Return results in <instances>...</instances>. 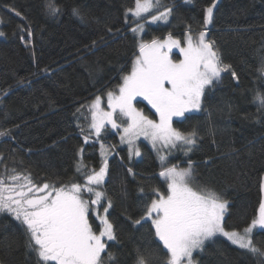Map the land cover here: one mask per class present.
Here are the masks:
<instances>
[{"label": "trees", "instance_id": "16d2710c", "mask_svg": "<svg viewBox=\"0 0 264 264\" xmlns=\"http://www.w3.org/2000/svg\"><path fill=\"white\" fill-rule=\"evenodd\" d=\"M46 3L0 0V132L6 133L0 136V175L15 170L30 174L37 183H83L78 165L90 173L106 158L108 172L101 190L112 201L108 219L117 240L107 242L114 261L105 256V264H135L137 248L152 250V264H164L166 250L154 237L151 221L133 223L143 215V200L150 203L154 198L144 197L140 189L148 193L166 188L158 175L159 155L141 141L140 157H130L110 128L97 138L89 132L88 106L122 82L140 40L164 39L171 33L182 43L189 25L192 34L202 31L203 10L211 0H162L172 14L167 21L148 22L141 36L130 30L135 23L125 26V11L134 0H53L60 9L55 17L46 11ZM207 39L216 42L222 61L237 76L222 74L218 83L206 87L200 110L186 113L187 119L179 122L174 118L175 128L195 130L198 138L187 157L176 151L169 162L187 166L191 160L192 187H211L227 200L226 227L242 230L257 214L264 180V110L254 100L257 92L264 94L259 71L264 64V0H219ZM136 103L155 116L142 98ZM84 136L105 142L85 143ZM103 145L110 150L105 157ZM253 240L264 250V230L254 229ZM26 241L20 222L0 213V263L38 264ZM193 259L196 264H264V257L219 235L195 251Z\"/></svg>", "mask_w": 264, "mask_h": 264}, {"label": "snow or ice", "instance_id": "6c2138e0", "mask_svg": "<svg viewBox=\"0 0 264 264\" xmlns=\"http://www.w3.org/2000/svg\"><path fill=\"white\" fill-rule=\"evenodd\" d=\"M217 6L218 0H211L204 8L205 30L199 31L195 37L188 26L184 46L171 33L163 40H140L137 45L139 54L132 62L131 71L122 76L117 91L106 93L109 110L101 108L100 96L89 105L92 117L89 132H94L97 138L106 124L119 130L115 116L125 118L127 126L123 127L120 140L128 145L130 157L132 154L141 155L135 146L139 136L150 139L158 152L161 148L167 149V154L158 157L161 162L158 175L163 178L166 188L164 191L152 188L148 193L141 188L144 197L154 198L150 203L146 198L143 200V215L133 221L135 225L151 221L154 237L162 244V250H166L164 264H196L193 253L202 251L205 242L217 235L227 238L239 249L264 257V250L253 240L254 229L264 230V198H261L257 214L248 226L242 231L228 230V201L211 187H192L191 160L186 161L187 167L169 162L176 151L187 157L196 147L198 138L195 130L184 132L173 127L174 118L179 122L182 118L187 119L186 113L200 110L206 87L218 83L222 74L230 72L232 77L237 76L232 66L222 61L216 42L207 39V27L214 22ZM161 7L163 11L159 10ZM45 8L53 17L60 13L53 0H48ZM172 11L171 7L163 5L162 0H134V7L125 11V26L135 23L130 30L138 34L149 22L146 16L152 23L167 21ZM152 12L156 14L152 15ZM73 13L79 15L77 9H73ZM129 15L133 18L131 21ZM140 20L144 23H139ZM3 35L0 32V36ZM28 36H31L30 31ZM173 48L179 49L181 59H172ZM259 71L264 79V64ZM138 97L154 109L153 115L158 120L150 119L135 106ZM254 100L258 109L264 110V94L257 92ZM5 134L0 132V136ZM84 141L87 143L89 136H84ZM158 144L160 148H157ZM128 171L132 173L131 168ZM12 172L14 174L0 175V213L11 214L24 227L26 246L35 253L38 264H105V256L109 262L114 261V256L107 250V242L117 240L114 225L108 219L112 201L107 191L101 190L108 172L106 158L98 171L93 169L86 173L83 165H78L77 173L83 175V184L37 185L30 174ZM261 191L264 192V182ZM98 207H103L104 215L96 211ZM90 218L98 219V223L94 224ZM136 255L135 264H152V250L137 248Z\"/></svg>", "mask_w": 264, "mask_h": 264}, {"label": "rangeland", "instance_id": "374dc122", "mask_svg": "<svg viewBox=\"0 0 264 264\" xmlns=\"http://www.w3.org/2000/svg\"><path fill=\"white\" fill-rule=\"evenodd\" d=\"M219 1V0H218ZM134 7V6H133ZM164 9L163 8H161L160 9V11H163ZM152 15H155L156 14V12H152L151 13ZM129 16H131V15H129ZM146 19H148V21L149 22H151L150 21V17H147ZM1 18H0V27H1ZM152 23V22H151ZM210 26V25H209ZM208 26V27H209ZM135 27V26H134ZM208 27H207V31H208ZM203 30H205V29H203ZM0 32H1V28H0ZM141 34H142V32L141 33H138L137 35H140L141 36ZM198 33H194L193 34V36L195 37L196 35H197ZM165 39V38H164ZM159 40H163V39H159ZM181 46H184V44H183V42L181 43ZM139 53H137V55H138ZM171 56H172V59H174V60H178V59H181L182 57L179 55V49H177V48H173V50H172V53H171ZM134 59H135V57H134ZM133 59V60H134ZM133 62V61H132ZM131 67H132V65H131ZM130 71H131V69H130ZM129 71V72H130ZM128 72V73H129ZM127 74V73H126ZM125 75V74H124ZM122 83V82H121ZM109 91H117V87L115 88V89H112V90H109ZM108 92V91H107ZM106 92V93H107ZM106 93L104 94V95H98V96H100L101 97V108L104 110V111H108L109 109H108V107H107V96H106ZM137 99H139V97L137 98ZM95 100V98L92 100V101H94ZM92 101L90 102V104L92 103ZM145 102H147V101H145ZM135 103V106L138 108V109H140V110H142L143 111V113L146 115V116H148L150 119H154V120H158V117L157 116H151L150 115V113L149 112H146V110L144 109V107H142V106H138L137 105V103L136 102H134ZM201 103H202V98H201ZM89 104V105H90ZM148 105V104H147ZM150 108H151V106L150 105H148ZM88 108H89V106H88ZM153 111H154V109H152ZM90 116H91V112H90ZM116 120H117V123L120 125V128H119V130H117V129H112L111 128V125L110 124H106V126H105V128H110V129H112V130H114L115 132H117L118 133V136H119V140H120V137H121V135H123V127H125V126H127V124H126V120H125V118H122V117H119V116H115L114 117ZM91 122H92V117H91V120H90V124H91ZM173 127H174V125H173ZM104 128V129H105ZM103 130V129H102ZM141 141H146L147 143H149L150 145H151V147L153 148V146H152V143H151V140L150 139H146L145 137H143V136H139L137 139H136V141H135V146L139 149V151H140V153H141V150H140V142ZM120 142H121V140H120ZM122 145H125V146H127V148H128V145L126 144V143H121ZM157 148H160V145L158 144L157 145ZM156 152H157V154L158 155H163V154H167V149H163V148H161V150H160V152H158L157 151V149L156 148H153ZM101 150H102V153H104V157H105V154H107L110 150H109V147H106L105 145H103V147H101ZM129 151V150H128ZM131 157H135V158H138V157H140V156H136L135 154H132L131 155ZM181 167H187V166H181ZM98 171V170H97ZM193 175H194V171H193ZM106 176H107V174H106ZM106 176H105V179H106ZM33 181V180H32ZM33 183H35V184H37V185H43L44 183H48V184H54L56 187H60V186H62V185H65V186H67V185H70V184H57V183H55V182H51V181H45V182H42V183H37V182H34L33 181ZM84 183V182H83ZM83 183H81V184H83ZM85 198L87 199L88 197L87 196H85ZM96 211H98L99 213H100V215H104V213H103V207H98L97 209H96ZM228 230H237V229H228ZM237 231H242V230H237ZM254 232V231H253ZM218 236V235H217ZM220 236V235H219ZM223 237V236H222ZM225 238V237H224ZM227 239V238H226ZM194 254V253H193Z\"/></svg>", "mask_w": 264, "mask_h": 264}, {"label": "water", "instance_id": "95a60500", "mask_svg": "<svg viewBox=\"0 0 264 264\" xmlns=\"http://www.w3.org/2000/svg\"><path fill=\"white\" fill-rule=\"evenodd\" d=\"M263 182H264V180H263ZM262 198H264V192H262ZM0 264H2V263H0Z\"/></svg>", "mask_w": 264, "mask_h": 264}]
</instances>
